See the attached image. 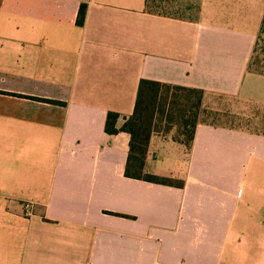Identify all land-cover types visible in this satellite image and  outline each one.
<instances>
[{
  "label": "crops",
  "instance_id": "obj_1",
  "mask_svg": "<svg viewBox=\"0 0 264 264\" xmlns=\"http://www.w3.org/2000/svg\"><path fill=\"white\" fill-rule=\"evenodd\" d=\"M263 31L264 0H0V264H264L263 133H153L175 187L126 178L104 130L140 80L264 109Z\"/></svg>",
  "mask_w": 264,
  "mask_h": 264
},
{
  "label": "trees",
  "instance_id": "obj_2",
  "mask_svg": "<svg viewBox=\"0 0 264 264\" xmlns=\"http://www.w3.org/2000/svg\"><path fill=\"white\" fill-rule=\"evenodd\" d=\"M85 7H80L77 24L82 25ZM203 92L198 89L140 80L132 114L117 129L118 114L109 112L104 130L113 135L119 131L129 135L124 176L149 183L180 187L181 182L145 172L148 142L155 132L169 133L173 139L190 147L195 128L201 119ZM46 101V100H44ZM48 102V101H46Z\"/></svg>",
  "mask_w": 264,
  "mask_h": 264
},
{
  "label": "rangeland",
  "instance_id": "obj_3",
  "mask_svg": "<svg viewBox=\"0 0 264 264\" xmlns=\"http://www.w3.org/2000/svg\"><path fill=\"white\" fill-rule=\"evenodd\" d=\"M254 61L264 70V31L259 39ZM201 119L212 125L248 129L264 134V109L230 99H217L213 106L202 107Z\"/></svg>",
  "mask_w": 264,
  "mask_h": 264
},
{
  "label": "built area",
  "instance_id": "obj_4",
  "mask_svg": "<svg viewBox=\"0 0 264 264\" xmlns=\"http://www.w3.org/2000/svg\"><path fill=\"white\" fill-rule=\"evenodd\" d=\"M24 209H25V213H26V214L30 213V212H29V211H30V206H29V205H25V206H24Z\"/></svg>",
  "mask_w": 264,
  "mask_h": 264
}]
</instances>
